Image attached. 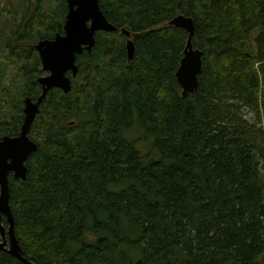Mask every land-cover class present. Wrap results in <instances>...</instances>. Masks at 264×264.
<instances>
[{
	"label": "trees",
	"instance_id": "trees-1",
	"mask_svg": "<svg viewBox=\"0 0 264 264\" xmlns=\"http://www.w3.org/2000/svg\"><path fill=\"white\" fill-rule=\"evenodd\" d=\"M68 1L23 0L15 15L6 41L23 88L0 139L20 134L25 98L42 93L35 46L63 34ZM100 8L117 31L98 33L78 56L69 94L49 92L32 127L38 151L27 180L10 177L24 256L264 264V0H102ZM180 15L194 20L203 54L199 90L186 97L176 74L188 34L169 26ZM0 264L22 263L0 251Z\"/></svg>",
	"mask_w": 264,
	"mask_h": 264
},
{
	"label": "water",
	"instance_id": "water-1",
	"mask_svg": "<svg viewBox=\"0 0 264 264\" xmlns=\"http://www.w3.org/2000/svg\"><path fill=\"white\" fill-rule=\"evenodd\" d=\"M102 0H69L68 14L63 34L52 40H42L35 46L46 76L38 79L42 93L37 100H24V120L21 132L16 137L0 139V251L6 252L22 264H34L24 256V251L16 235L15 218L11 209L10 177L26 181L27 163L38 151V145L31 139L32 127L40 114L41 105L50 91L59 89L65 94L72 91V78L79 74L78 56L84 51L91 52L98 33H114L117 28L108 22L100 8ZM169 26L182 29L188 34L184 57L176 74L183 97L199 90V76L203 70V54L193 45L195 23L192 18L177 16ZM127 37L128 58L135 57L132 35L123 30ZM6 221L7 226L3 224Z\"/></svg>",
	"mask_w": 264,
	"mask_h": 264
},
{
	"label": "rangeland",
	"instance_id": "rangeland-1",
	"mask_svg": "<svg viewBox=\"0 0 264 264\" xmlns=\"http://www.w3.org/2000/svg\"><path fill=\"white\" fill-rule=\"evenodd\" d=\"M46 6V9H49L56 5L48 4ZM16 13L19 18L23 15V0H0V121L8 122L11 121V118L15 116L18 111L15 106L18 105L21 97V90L23 88L20 66L15 65L14 60L9 57L10 53L7 49L6 41L7 37L11 36V26H13L14 23L18 25L15 21ZM64 22L65 21H63V24ZM46 75L47 74L43 72V75L40 77ZM246 116L250 122L253 121V116L251 114L247 113Z\"/></svg>",
	"mask_w": 264,
	"mask_h": 264
},
{
	"label": "flooded vegetation",
	"instance_id": "flooded-vegetation-1",
	"mask_svg": "<svg viewBox=\"0 0 264 264\" xmlns=\"http://www.w3.org/2000/svg\"><path fill=\"white\" fill-rule=\"evenodd\" d=\"M3 224H4L5 226H7V223H6V221H5V220L3 221Z\"/></svg>",
	"mask_w": 264,
	"mask_h": 264
},
{
	"label": "bare ground",
	"instance_id": "bare-ground-1",
	"mask_svg": "<svg viewBox=\"0 0 264 264\" xmlns=\"http://www.w3.org/2000/svg\"><path fill=\"white\" fill-rule=\"evenodd\" d=\"M68 13V12H67ZM87 52V51H86ZM42 89V88H41ZM24 118V117H23ZM34 126V125H33ZM22 127V126H21ZM21 132V131H20Z\"/></svg>",
	"mask_w": 264,
	"mask_h": 264
}]
</instances>
